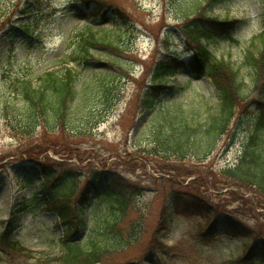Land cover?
<instances>
[{"label": "rangeland", "instance_id": "374dc122", "mask_svg": "<svg viewBox=\"0 0 264 264\" xmlns=\"http://www.w3.org/2000/svg\"><path fill=\"white\" fill-rule=\"evenodd\" d=\"M11 1L0 0V5L9 6ZM99 1L104 4L99 12L98 5L92 6L97 15L112 8L125 14V19L113 11L92 17L89 13L93 10L76 0H44L30 18L22 15V8H10L13 23L0 31V236L11 231L25 248L12 256L1 251L0 264H36L44 256L60 254L63 229L57 215L39 203L46 200L43 182L47 172H55L56 179L72 173L80 179L81 187L94 174L100 175L101 191L91 196L93 202L88 207L97 200V210L84 213L77 229L83 243L96 223L106 218L107 201L115 192L132 196L134 202L121 228L127 231L134 221L143 219V235L125 251L107 257L105 264H227L235 260L250 242L225 237L211 246L197 244L192 238L200 231L202 219L186 209L203 202L207 208H216L219 216L241 221L254 237L264 238V193L228 174L240 164L250 142L254 115L248 116L244 108L253 99L240 102L229 131L207 157L209 142L215 144L216 134L207 133L205 117L198 120L200 125L194 129L197 143L190 145L185 159L162 149L168 129L157 113L160 108L174 106L214 112L220 101L211 80L186 68L166 81L174 91L164 90L158 110L144 112L138 103L152 90L158 64L164 58L171 55L186 63L193 61L196 47L188 42L184 29L197 21L211 31V17L240 21L234 31L223 28L211 41H203L208 65L229 58L239 65L246 47L264 29V0H218L211 6L207 0ZM202 6L207 10L199 14ZM28 24H32L30 30ZM84 24L96 26L98 38L113 43L124 54L95 47L88 65H68L77 73L75 99L70 104L74 125L69 131L54 134L40 127L31 136H16L14 116L24 104L19 93L23 81L30 79L39 86L48 71L64 70L67 65L59 62L73 53ZM116 68L128 74L118 73ZM249 74V66L242 69L248 85ZM101 84L115 89L112 107L98 95ZM78 95L85 96V108L77 107ZM31 154L37 159H30ZM110 186L111 193L103 195ZM173 202L183 208L182 215L172 212ZM166 206L172 212V222L165 242L168 248L185 242L187 257L147 252Z\"/></svg>", "mask_w": 264, "mask_h": 264}, {"label": "trees", "instance_id": "16d2710c", "mask_svg": "<svg viewBox=\"0 0 264 264\" xmlns=\"http://www.w3.org/2000/svg\"><path fill=\"white\" fill-rule=\"evenodd\" d=\"M79 1L89 10H93L92 6L98 5V12L99 7L104 5L99 0ZM207 1L209 6L218 2V0ZM43 4L44 0H12L9 6L8 4L0 5V31L13 23L14 14H8L10 8H14L16 11L23 9L22 15L30 18ZM206 10L207 7L202 6L199 14ZM109 11H113L116 16L119 15L125 19V14L112 8L105 9L103 13H99L100 15H97V11L93 10L89 15L95 18L103 17ZM210 20L214 31L207 30L202 26L203 22L200 21L194 23L195 26L184 29L188 42L196 46L193 61L186 63L178 58H171V55L164 58L158 64L154 83L151 85L152 90L141 96L138 105L144 112L158 110V103L164 90L174 91L172 87L165 84L166 81L176 77L186 68L194 73L206 75L211 80L220 101L214 112L202 111L192 107L185 109L174 106L171 109L160 108L157 113V115H161L168 129L164 132L165 141L162 142L164 144L162 149L164 152H174L178 157L185 159L189 155L190 145L197 143L194 129L200 125L197 123L198 120L205 117L209 128L207 133L209 135L212 132L216 134L213 138L215 144L212 146V143L209 142V152L205 156L207 157L223 135L229 131L240 102L253 99L250 101V105L244 108L247 110L248 116L254 115L252 119L255 121V125L251 131V139L246 146L240 164L235 169L228 170V174L243 184L259 188L264 193V29L259 35L254 36L251 46L246 47L241 58L242 62L239 65L236 66L232 58L218 60L208 65V55L203 41H211L215 32L222 31L223 28L226 31H234L240 24L239 20L229 18L220 20L217 17H211ZM123 24H127V22ZM31 27L32 24L27 25L28 30ZM98 34L99 30L94 26H86L82 29L77 35L70 60L67 61L68 58H65L63 60L66 62L63 63L75 62L88 65L94 59L92 49L95 47L109 49L113 51L111 53L115 54H124V52H119V48L115 47L113 43L98 38ZM114 38L117 40L119 37ZM248 66L250 85L246 83V77L241 75L242 69L248 68ZM116 69L118 73L128 74L122 68ZM76 75L77 73L67 66L60 72L54 71L41 77L39 86H34V83L26 78L27 80L23 81L21 90H19L24 104L19 110L16 109L14 116L15 135L31 136L40 127H43L45 131H52L54 134H64V132L69 131L70 127L74 125V121L70 118V104L75 99ZM99 89L98 95L101 100L112 107L116 103L114 87L110 84H101ZM84 97V95L80 97L78 108L86 107ZM245 99L247 100L245 101ZM29 158L37 159L32 154ZM167 158L172 159L173 157L167 156ZM184 159L176 160L185 162ZM56 178L55 172L44 174L43 194L46 200L45 202L39 201V203L43 204L46 210L57 215L59 225L64 229L61 252L54 257L44 256L36 264H105L107 257L120 254L140 240L144 232L143 219L134 221L127 231L121 228V224L128 218L129 209L134 202L132 196L125 195L124 191H121L115 192L111 196L113 198H109L106 218L99 220L90 237L84 243L81 242L77 236V229L82 223L84 213L97 210V200L94 201L91 209L88 207L93 202L91 196L94 194L98 196L101 191L99 184L101 177L99 174H94L83 187H81L80 179L72 173L61 174L58 179ZM111 188L113 187L106 188L103 195L111 193L109 191ZM173 204L176 211L172 212H176V215H182L184 212L181 211L183 208L180 209L179 203L173 202ZM204 205L203 202L192 203L186 209L187 212L195 213L202 219L200 231L192 238L197 244L211 246L225 237L249 241L250 243L246 242L242 254L235 260L228 261L227 264H264V238L254 237V234L249 232L241 221L230 218L229 215L228 217L219 216V211L216 208L214 210L210 206L207 208ZM173 207L171 206L170 209L173 210ZM172 212L169 210V206H166L161 212L158 228L147 252L155 255L168 253V255L176 254L177 256L179 254L182 257H187L184 251L185 242L174 248H168L165 242V238L171 229ZM1 251L12 256L24 252L25 248L14 239L11 231H5L0 236Z\"/></svg>", "mask_w": 264, "mask_h": 264}]
</instances>
